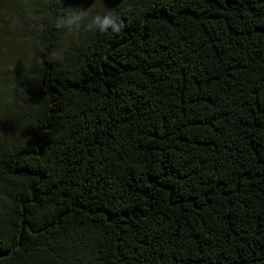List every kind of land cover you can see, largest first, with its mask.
<instances>
[{
	"label": "trees",
	"instance_id": "16d2710c",
	"mask_svg": "<svg viewBox=\"0 0 264 264\" xmlns=\"http://www.w3.org/2000/svg\"><path fill=\"white\" fill-rule=\"evenodd\" d=\"M65 1L0 65V264H264V0Z\"/></svg>",
	"mask_w": 264,
	"mask_h": 264
},
{
	"label": "rangeland",
	"instance_id": "374dc122",
	"mask_svg": "<svg viewBox=\"0 0 264 264\" xmlns=\"http://www.w3.org/2000/svg\"><path fill=\"white\" fill-rule=\"evenodd\" d=\"M38 0H15L13 9L8 8L0 11V47L2 48V61L0 65H8V61H5L7 55L11 56L13 59L19 61L22 59L24 52L27 51V41L22 37L21 29L19 28V23L21 20V15L25 20H34L38 18V14L41 13V8L36 4ZM42 0H39V4ZM118 0H66V3H70V18L76 23L74 13H87L85 19L93 16L95 11L103 9L105 7H110ZM37 9L40 11L37 13ZM77 30L76 26L67 27L68 33H73ZM1 69V66H0Z\"/></svg>",
	"mask_w": 264,
	"mask_h": 264
},
{
	"label": "clouds",
	"instance_id": "9594fccd",
	"mask_svg": "<svg viewBox=\"0 0 264 264\" xmlns=\"http://www.w3.org/2000/svg\"><path fill=\"white\" fill-rule=\"evenodd\" d=\"M76 20L79 21V23H76L73 19L68 18L67 20L64 17H61L57 20V27L61 26H67L71 27L73 25L76 26V28L80 27V22L84 20L87 13H74ZM89 29H96L101 32H106L109 28L112 29L113 32L119 33L121 31V25L117 23V20L115 17L110 15H104L103 17L97 15L93 18L92 22L87 25Z\"/></svg>",
	"mask_w": 264,
	"mask_h": 264
}]
</instances>
